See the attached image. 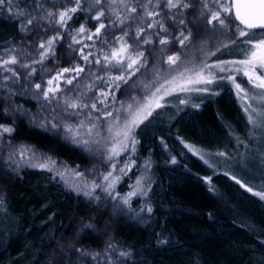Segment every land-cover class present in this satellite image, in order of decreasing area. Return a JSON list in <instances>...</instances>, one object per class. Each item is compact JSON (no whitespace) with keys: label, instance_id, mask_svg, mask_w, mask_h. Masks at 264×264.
Instances as JSON below:
<instances>
[{"label":"snow or ice","instance_id":"obj_1","mask_svg":"<svg viewBox=\"0 0 264 264\" xmlns=\"http://www.w3.org/2000/svg\"><path fill=\"white\" fill-rule=\"evenodd\" d=\"M0 23L14 32H0V143L11 149L0 180L22 179L24 167L46 172L86 209L26 243L25 251L37 250L34 264H155V253L171 245L170 233L153 230L150 244L119 235L130 221L148 235L156 215L151 155L138 163L141 137L166 108L198 109L203 99L193 96H219L226 85L246 118L245 138L235 137L244 152L205 155L177 139L214 174L222 160L225 177L264 201V0H0ZM224 52L239 58H219ZM25 124L92 155L100 167L81 171L35 147H14ZM165 163L179 161L169 153ZM233 168L258 179V190ZM133 169L134 182L121 192ZM200 179L216 191L213 176ZM0 213L10 215L3 192ZM13 227L32 233L19 218L9 235ZM251 264H264V251L253 252Z\"/></svg>","mask_w":264,"mask_h":264},{"label":"trees","instance_id":"obj_2","mask_svg":"<svg viewBox=\"0 0 264 264\" xmlns=\"http://www.w3.org/2000/svg\"><path fill=\"white\" fill-rule=\"evenodd\" d=\"M0 32L8 36L14 34L12 26L6 23H0ZM218 55L221 59L237 57L227 52ZM202 99L198 109L181 108L172 118L161 115L141 137V159L138 163L142 164L143 158L151 155L156 215L148 235H143L141 226L131 221L122 226L119 235L129 242L143 236L142 243L150 244L153 230L163 232L165 236L170 233L171 245L155 253V264H251L252 253L264 251L261 245L264 241V201L225 177L223 172L228 170V166L222 160L214 174L177 139H186L189 134L196 140V146L209 148H204L209 152L214 153L222 145L234 150L237 148L235 137L245 138L246 118L230 86L226 85L219 96ZM190 119L195 123L191 131L187 127ZM161 138L168 145L167 150L161 145ZM170 142L180 145L185 154L180 155ZM20 145L35 147L39 153L51 155L70 167L80 165L81 171L91 169L94 164L100 167L99 161L92 155L26 124L22 125L13 140L14 147ZM9 150L0 143V168L5 166L3 160ZM169 153L177 156L178 164L165 163ZM232 171L237 175L236 168ZM134 173L138 174L136 169L119 185L121 192L129 190L128 185L135 180ZM20 175L22 179L0 180V192L6 193L10 212L7 218L0 213V233L6 236L0 241V264H34L37 250L25 251L26 243L33 242L38 233L42 235L41 229L48 232L57 228L61 220L67 224L69 216L83 214L86 210L83 203L76 207L78 201L74 193L66 192L59 182L51 183L48 173L24 167ZM205 175L213 176L215 192H209L208 186L200 179ZM240 178L258 190V179ZM44 203H49L50 207L42 211ZM53 212L57 213L54 221L45 225L43 222ZM17 218L21 224L32 229L31 235L26 237L24 232L14 227L12 234H8V229ZM56 235H60L59 231ZM22 251H25L26 258L20 257ZM38 258L43 261L44 256L40 254Z\"/></svg>","mask_w":264,"mask_h":264},{"label":"rangeland","instance_id":"obj_3","mask_svg":"<svg viewBox=\"0 0 264 264\" xmlns=\"http://www.w3.org/2000/svg\"><path fill=\"white\" fill-rule=\"evenodd\" d=\"M235 58H239V57H234V58H232V59H235ZM238 82H244L245 84H246V78H244V77H242V76H240V77H238ZM214 87V86H213ZM208 95H205V96H203V97H196V96H193V99L195 100V102H197L199 99H202V98H206ZM238 102V101H237ZM171 103H173V104H176V103H178V101H176L175 99H172L171 100ZM198 103H200V100L198 101ZM238 104H239V102H238ZM181 108H188V107H191L190 105L189 106H180ZM201 107V106H200ZM241 111H242V109H241ZM177 113V111H176V108H174V107H170V108H166L165 110H163V112H162V115H163V118L164 117H166V118H168V117H170V118H172L175 114ZM195 125V123L194 122H192V120L190 119L189 121H188V123H187V127H188V129L191 131L192 130V128H193V126ZM188 130V131H189ZM224 130H225V128H224ZM229 132H230V134H231V136H233L234 137V134L229 130ZM193 133V132H192ZM181 139H183V138H181ZM241 139H244V137H241ZM179 140V139H178ZM185 142H187V143H192V144H194L195 142H196V140L194 139V137H192V136H190L189 134H188V138H186V139H183ZM180 141V140H179ZM195 141V142H194ZM170 145H171V147H173V149L174 150H176L178 153H180V155H184L185 154V152H184V150L181 148V146L180 145H176V144H174V143H172V142H170ZM195 145V144H194ZM168 146V145H167ZM183 146V145H182ZM196 146V145H195ZM199 146V145H198ZM198 146H196L197 148H199V149H203L204 150V153H205V155H207V153H209V151L208 150H206V149H209V148H206V147H203L202 148V146H200V147H198ZM204 148H206V149H204ZM186 149V148H185ZM187 150V149H186ZM217 150H219V151H226L227 153H230L232 156H236V153H237V151H239V152H241V153H243L244 152V148H243V146H240L238 149L236 148V149H234V150H229L228 148H224V145H222V146H220ZM216 150V151H217ZM188 151V150H187ZM215 151V152H216ZM189 152V151H188ZM189 153H191V152H189ZM192 154V153H191ZM237 170V175L238 176H240V177H244V178H250L247 174H245V173H242L239 169H236ZM240 174V175H239Z\"/></svg>","mask_w":264,"mask_h":264}]
</instances>
